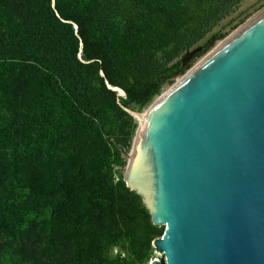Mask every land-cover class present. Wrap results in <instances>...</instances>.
<instances>
[{"label":"trees","instance_id":"1","mask_svg":"<svg viewBox=\"0 0 264 264\" xmlns=\"http://www.w3.org/2000/svg\"><path fill=\"white\" fill-rule=\"evenodd\" d=\"M240 1L0 0V264L151 259L163 229L115 168L137 128L127 108L205 53Z\"/></svg>","mask_w":264,"mask_h":264},{"label":"water","instance_id":"2","mask_svg":"<svg viewBox=\"0 0 264 264\" xmlns=\"http://www.w3.org/2000/svg\"><path fill=\"white\" fill-rule=\"evenodd\" d=\"M124 180L165 226L149 264H264V7L154 99Z\"/></svg>","mask_w":264,"mask_h":264},{"label":"rangeland","instance_id":"3","mask_svg":"<svg viewBox=\"0 0 264 264\" xmlns=\"http://www.w3.org/2000/svg\"><path fill=\"white\" fill-rule=\"evenodd\" d=\"M263 7H264V0H241L240 3H239V5L228 16H226L224 19H222L213 28V30L208 34V36H210L212 34H216V35L219 36V38L214 42V44L210 48H212L216 43H218L221 39H223L227 34H229L236 27H238L241 23H243L246 19H248L251 15H253L255 12H257L258 10H260ZM201 43H202V41L199 42V44H201ZM205 53H203L202 55L197 56L196 58H194L193 61H192V63H191V65L193 63H195L197 60H199ZM183 57H182V59H183ZM179 75H181V74L174 75L173 80L175 78H177ZM169 84L170 83L165 84L160 89L159 93L156 96H154L153 99L149 103H147V104H145L143 106L134 105L132 108H127V111L128 112H131L133 114L132 116L135 119V121L137 123V126H138V121L141 118V116L147 111V109L152 104V102L154 101V99L156 97H159L161 94L164 93L165 89L167 88V86ZM120 94H121L120 96L124 97V94H123V92L121 90H120ZM130 151H131V147H130V149L128 151H125V152L123 151V153L121 155L122 160H123V163L120 164L119 166H115V168L117 169L116 171L122 175L123 180H124V176H125V173L127 171V168H128V162H129V159H130ZM115 176H116V174H115ZM48 215H49L48 211H44L42 213L41 217H47ZM160 227H162V229L164 231L165 226H160ZM2 246L8 252L11 251V249L8 247V245L4 241L2 242ZM120 249H122V248H119V247L113 248V249H111L109 251V254L111 256H114V255H116L117 253L120 252ZM121 255H123V254H121ZM153 257H155V258H157L159 260H162L164 258V256L162 254L156 253L155 250H154V248H153V254H152V257L151 258H153ZM145 264H149V261L147 263H145Z\"/></svg>","mask_w":264,"mask_h":264},{"label":"bare ground","instance_id":"4","mask_svg":"<svg viewBox=\"0 0 264 264\" xmlns=\"http://www.w3.org/2000/svg\"><path fill=\"white\" fill-rule=\"evenodd\" d=\"M118 92H119V94H120V89H118ZM143 115H144V114H143ZM143 115L141 116V118L139 119V121H141V119H142Z\"/></svg>","mask_w":264,"mask_h":264}]
</instances>
